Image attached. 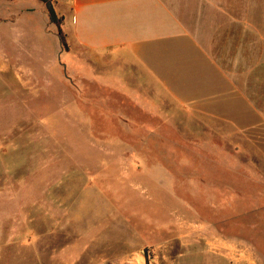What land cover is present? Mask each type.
I'll return each instance as SVG.
<instances>
[{
    "label": "rangeland",
    "instance_id": "obj_1",
    "mask_svg": "<svg viewBox=\"0 0 264 264\" xmlns=\"http://www.w3.org/2000/svg\"><path fill=\"white\" fill-rule=\"evenodd\" d=\"M9 4L0 2V264H175L209 241L240 247L236 264H264V175L251 171L264 168V127L238 136L174 106L103 103L85 78L99 63L59 54L47 15L8 30Z\"/></svg>",
    "mask_w": 264,
    "mask_h": 264
},
{
    "label": "crops",
    "instance_id": "obj_2",
    "mask_svg": "<svg viewBox=\"0 0 264 264\" xmlns=\"http://www.w3.org/2000/svg\"><path fill=\"white\" fill-rule=\"evenodd\" d=\"M53 1L68 43L59 54L77 58L85 52L99 63L100 71L86 64L85 78L101 87L103 103H132L151 112L174 106L194 113L200 126L228 128L238 136L264 127V0ZM0 2L10 3L8 30L17 21L33 30L39 13L50 23L42 1ZM12 46L6 40L5 51ZM251 171L264 175V168ZM209 243L181 253L175 264L245 259L240 247L231 252Z\"/></svg>",
    "mask_w": 264,
    "mask_h": 264
},
{
    "label": "trees",
    "instance_id": "obj_3",
    "mask_svg": "<svg viewBox=\"0 0 264 264\" xmlns=\"http://www.w3.org/2000/svg\"><path fill=\"white\" fill-rule=\"evenodd\" d=\"M40 1L46 4L49 11L50 23L57 26L62 45L65 49H68L66 35L64 34L62 29L64 18L60 17L56 12L55 2L53 0H40Z\"/></svg>",
    "mask_w": 264,
    "mask_h": 264
}]
</instances>
